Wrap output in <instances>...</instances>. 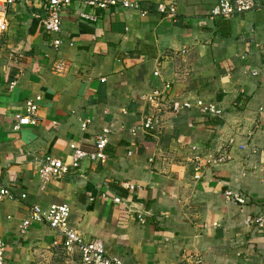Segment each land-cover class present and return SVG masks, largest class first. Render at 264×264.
Masks as SVG:
<instances>
[{"label":"crops","instance_id":"0c3cea01","mask_svg":"<svg viewBox=\"0 0 264 264\" xmlns=\"http://www.w3.org/2000/svg\"><path fill=\"white\" fill-rule=\"evenodd\" d=\"M140 11H88L72 0L60 13L54 49L41 20L45 0H15L0 34V240L5 264H81L45 223L19 227L30 207L68 205V225L100 241L123 264H264V0L258 10L211 20L218 0H131ZM144 12V14H142ZM62 71H55V66ZM158 73L155 76V73ZM167 87V88H166ZM165 92L157 105L141 98ZM36 97L38 123L14 130ZM201 100L222 112L204 115ZM189 110L174 112L179 102ZM145 116L154 128L130 129ZM86 124L83 129L82 125ZM107 129L103 163L43 186L35 159L70 160ZM246 204L228 201L224 193ZM25 195V199L20 196ZM118 198L122 204H115Z\"/></svg>","mask_w":264,"mask_h":264},{"label":"built area","instance_id":"2783aa9c","mask_svg":"<svg viewBox=\"0 0 264 264\" xmlns=\"http://www.w3.org/2000/svg\"><path fill=\"white\" fill-rule=\"evenodd\" d=\"M72 0H45L46 16L41 20L44 31L50 36L51 45L54 49H58L62 45L60 39L61 20L60 13L62 8L69 4ZM83 7L88 11H80V18L87 21H94L96 18L93 10L105 11L109 9L120 8L123 10L140 11V5L131 0H79ZM15 0H0V34L7 30L6 14L8 9L14 4ZM178 0H169L168 5H159L157 11L163 16L174 18L176 16ZM256 0H218L217 3L209 11V18L211 20H230L236 15H241L258 10ZM144 14V12H142ZM55 71L61 72L62 66H55ZM155 76L158 75L156 72ZM167 88V87H166ZM165 92L154 90L150 94L144 95L141 98L142 103L149 105H157L161 102ZM40 97L34 100H29L24 105V113L17 115V123L14 130H19L21 127L34 126L38 123L39 118V104ZM195 106L200 113L204 115H213L221 117L222 112L213 105H205L201 100L195 101ZM192 103L185 101L177 103L173 109L174 112L180 110H189ZM155 122L152 117L145 116L143 121L130 129V132L135 135L139 130L149 131L154 128ZM86 124L82 125L84 129ZM107 135L109 131L104 129L102 134L95 138V149L93 152H86L78 146L72 144L70 150L72 156L70 160H61L52 156H44L40 159H35L37 163V175L42 184V188L50 180L54 178H61L68 175L71 171H76L83 161L91 163H103L106 159L104 150L108 143ZM12 194L6 189H0V200L4 198H11ZM224 197L228 201H232L239 205L246 204V200L235 193L226 191ZM25 199L26 196H20ZM115 204H122L118 198H113ZM70 217V208L68 205H51L47 210H43L38 205L30 207L28 217L21 223L19 231L24 234L30 222H43L46 226L56 232L62 239V245L67 253H72L75 250L80 255L81 264H123L122 261L116 257H109L106 255L102 242L93 241L85 242L82 236L73 229L69 228L68 221ZM263 216H256L254 218H247L249 225L255 224L257 227H262ZM5 243L0 240V264H5L4 259ZM264 262V257H263ZM192 264H201L199 260H195Z\"/></svg>","mask_w":264,"mask_h":264}]
</instances>
